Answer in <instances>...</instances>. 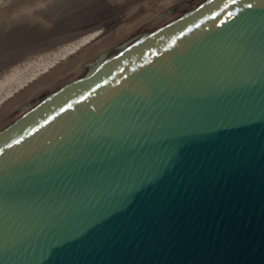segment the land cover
Segmentation results:
<instances>
[{"label": "water", "instance_id": "obj_1", "mask_svg": "<svg viewBox=\"0 0 264 264\" xmlns=\"http://www.w3.org/2000/svg\"><path fill=\"white\" fill-rule=\"evenodd\" d=\"M0 264H264V0H145L0 103Z\"/></svg>", "mask_w": 264, "mask_h": 264}, {"label": "rangeland", "instance_id": "obj_2", "mask_svg": "<svg viewBox=\"0 0 264 264\" xmlns=\"http://www.w3.org/2000/svg\"><path fill=\"white\" fill-rule=\"evenodd\" d=\"M2 1L9 2L11 0ZM95 1L96 0H70L69 2V0H52L49 5H42L46 7L48 6L47 9H45L46 7L42 9V12H39L40 9L36 11L38 6H34V8H31V10L29 9L30 11L26 13V15L22 14L16 17L1 16L2 18L0 17V27H3L0 28V65L4 66L0 67V71L3 70V74L6 76L7 74L11 73V70H17V66H13L10 70L8 66H10L13 62H18L20 67L18 73H20V77L29 75L38 67H45L46 61L52 58L51 56L52 51L54 50V44L60 43L66 38L69 39L73 35L72 33H75V30L73 29H75V27L80 23L81 25L79 27L84 26V24L86 25V23L91 24L93 22L96 24V22H100L99 25L93 28L96 29L105 26L121 14L131 9L126 8L128 6H123L121 3L122 0H107L102 3ZM48 2L49 1H47V3ZM25 5H29V2L25 3ZM29 6H32V4ZM1 9L2 8H0V10ZM80 12H82L80 15L81 17H77L76 15ZM61 18L62 21H59ZM34 27L36 29L38 27L41 28L36 30L39 32V35H36L33 38L30 34L32 33L31 31L34 29ZM91 28H84L83 30L92 31ZM20 31H26L24 32V36L28 34L30 38L27 40L29 41L21 39L22 37L19 35H14ZM10 32L13 33L10 34ZM9 35L12 36L9 37ZM22 41L25 42L22 43ZM6 78L10 77L7 76ZM1 80L4 81V78Z\"/></svg>", "mask_w": 264, "mask_h": 264}, {"label": "bare ground", "instance_id": "obj_3", "mask_svg": "<svg viewBox=\"0 0 264 264\" xmlns=\"http://www.w3.org/2000/svg\"><path fill=\"white\" fill-rule=\"evenodd\" d=\"M27 1V2H26ZM47 1H49L47 3ZM52 0H11L9 2H4L2 0H0V8H2L0 10V17L4 16V17H8V16H12V17H16L18 15H26V13H28L31 8L34 6H38V8H36V11L42 12L46 6H42V5H49V3ZM58 1V0H57ZM72 1V0H71ZM107 0H96L95 2H104ZM145 0H122L121 3L123 6H128L126 8H133L134 6H137L138 4L144 2ZM29 5L32 4V6L29 5H25V3H28ZM70 2V0H69ZM78 2V1H77ZM94 2V3H95ZM20 4V5H19ZM19 5V6H18ZM48 7V6H47ZM47 7L45 9H47ZM30 9V10H29ZM86 9V8H85ZM88 9V8H87ZM91 9V8H90ZM42 10V11H41ZM35 11V12H36ZM47 11V10H46ZM74 12V11H73ZM78 13V12H77ZM82 12H80L79 14H77V17H81ZM58 14V13H57ZM56 14V15H57ZM74 15V14H73ZM111 15V14H110ZM20 17V16H19ZM69 17V16H68ZM74 17V16H73ZM2 18V17H1ZM10 18V17H9ZM22 18V17H21ZM76 18V17H75ZM105 18V17H104ZM103 18V19H104ZM107 18V17H106ZM28 19V18H27ZM26 19V20H27ZM31 19V18H30ZM64 19V18H63ZM8 20V19H7ZM13 20V19H12ZM49 20V19H48ZM62 21V18L59 19V21ZM95 20V19H94ZM97 20V19H96ZM107 20V19H106ZM2 21V20H1ZM9 21V20H8ZM90 21V20H89ZM92 21V20H91ZM105 21V20H104ZM109 21V20H108ZM79 22V21H78ZM106 22V21H105ZM42 23V22H41ZM107 23V22H106ZM1 24V23H0ZM12 24V23H11ZM71 24V23H70ZM74 24V23H73ZM100 22H96L95 23H91L88 24L86 23V25L84 24V26L79 27L81 25V23L79 25H77L75 27L74 32L72 33L73 35L68 39L66 38L65 40L61 41L60 43L54 44V50L52 51V58L48 59V61H46V65L45 67H38L35 71H33L31 74L29 75H24L22 77H20V67L18 65V62H13L10 66H8L9 70L13 67V66H17V70L15 71L14 69L11 70L9 74H7L6 76L3 74V70L0 71V103H2L4 100H6L9 96H11L13 93H15L16 91H18L20 88H22L23 86H25L26 84H28L30 81H32L34 78H36L38 75H40L42 72H44L46 69H48L50 66H52L53 64H55L56 62H58L59 60H61L63 57H65L66 55H68L69 53H71L73 50H75L78 46H80L82 43H84L87 39H89L92 35H94L96 32H98L102 27L93 29L94 27H96L97 25H99ZM83 25V24H82ZM43 26V25H42ZM3 27V26H1ZM0 27V28H1ZM25 27V26H24ZM37 27V26H36ZM92 27V28H91ZM38 27L37 29L39 30ZM69 28V27H68ZM84 28H91L92 31L90 30H83ZM9 29V28H8ZM35 27L34 29H32V33L30 34L33 38L36 35H39V32L36 31L37 30ZM72 29V27H71ZM2 30V29H1ZM30 30V29H29ZM81 30H83L82 32H80ZM2 32V31H1ZM24 32L26 31H20L19 33H16L14 35H19L21 36L23 40L25 41H29L27 40L29 37V35H25L24 36ZM77 32V33H76ZM13 32H10V34ZM47 34V33H46ZM71 34V33H70ZM68 34V35H70ZM2 36V35H1ZM12 35H9V37ZM64 37V36H63ZM73 37V38H72ZM20 39V38H19ZM61 40V39H60ZM25 41H22L25 42ZM56 41V40H55ZM59 42V41H58ZM52 44V43H51ZM4 64V63H2ZM4 66V65H0ZM18 73V74H17ZM7 76H9L10 78H6ZM4 78V81H2L1 79ZM5 85V86H4Z\"/></svg>", "mask_w": 264, "mask_h": 264}]
</instances>
